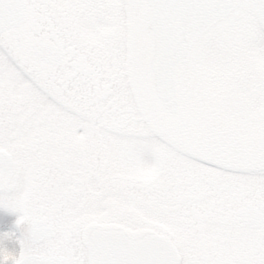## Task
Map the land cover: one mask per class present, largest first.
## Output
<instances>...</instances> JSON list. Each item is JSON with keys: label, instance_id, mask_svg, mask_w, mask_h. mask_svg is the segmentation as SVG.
<instances>
[{"label": "snow or ice", "instance_id": "obj_1", "mask_svg": "<svg viewBox=\"0 0 264 264\" xmlns=\"http://www.w3.org/2000/svg\"><path fill=\"white\" fill-rule=\"evenodd\" d=\"M0 208V262L264 264V0H0Z\"/></svg>", "mask_w": 264, "mask_h": 264}, {"label": "flooded vegetation", "instance_id": "obj_2", "mask_svg": "<svg viewBox=\"0 0 264 264\" xmlns=\"http://www.w3.org/2000/svg\"><path fill=\"white\" fill-rule=\"evenodd\" d=\"M17 215L18 213L15 211L0 208V216L2 217L0 221V233H10V235H6L5 238L9 239L11 242L17 241V237L21 235L22 225H17L15 223ZM0 264H12L11 258L0 262Z\"/></svg>", "mask_w": 264, "mask_h": 264}, {"label": "rangeland", "instance_id": "obj_3", "mask_svg": "<svg viewBox=\"0 0 264 264\" xmlns=\"http://www.w3.org/2000/svg\"><path fill=\"white\" fill-rule=\"evenodd\" d=\"M1 220H2V217L0 216V221ZM0 243H2L3 246L8 248L9 250H12L14 253L19 251V248H20L19 240L15 241V242H11L9 239L5 238V236H4L3 240L0 241Z\"/></svg>", "mask_w": 264, "mask_h": 264}]
</instances>
